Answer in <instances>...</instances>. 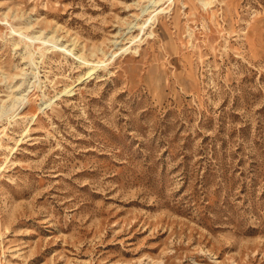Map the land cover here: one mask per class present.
<instances>
[{
	"label": "rangeland",
	"instance_id": "rangeland-1",
	"mask_svg": "<svg viewBox=\"0 0 264 264\" xmlns=\"http://www.w3.org/2000/svg\"><path fill=\"white\" fill-rule=\"evenodd\" d=\"M0 264H264V0H0Z\"/></svg>",
	"mask_w": 264,
	"mask_h": 264
},
{
	"label": "bare ground",
	"instance_id": "bare-ground-1",
	"mask_svg": "<svg viewBox=\"0 0 264 264\" xmlns=\"http://www.w3.org/2000/svg\"><path fill=\"white\" fill-rule=\"evenodd\" d=\"M34 38H38L37 36H33V37H31V39H34ZM44 42V41H43ZM53 46H55V45H53ZM81 63H84L85 64V62H81ZM87 65H89V67H88V69L86 70V72L85 73H83L82 75H80L77 79L78 80H82V79H85V78H88V77H90L91 76V74H93V72H94V69L97 67V64H88V63H86V66ZM64 91H66V87L64 88ZM69 90H67L66 92H68ZM50 101V99H47L46 101H43L40 105H39V109H41L42 108V104H43V106H44V104L45 105H47V102H49Z\"/></svg>",
	"mask_w": 264,
	"mask_h": 264
}]
</instances>
